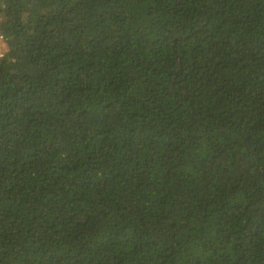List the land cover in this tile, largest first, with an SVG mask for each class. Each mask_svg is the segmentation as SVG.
I'll return each mask as SVG.
<instances>
[{
  "label": "trees",
  "instance_id": "16d2710c",
  "mask_svg": "<svg viewBox=\"0 0 264 264\" xmlns=\"http://www.w3.org/2000/svg\"><path fill=\"white\" fill-rule=\"evenodd\" d=\"M0 17V264H264V0Z\"/></svg>",
  "mask_w": 264,
  "mask_h": 264
},
{
  "label": "built area",
  "instance_id": "2783aa9c",
  "mask_svg": "<svg viewBox=\"0 0 264 264\" xmlns=\"http://www.w3.org/2000/svg\"><path fill=\"white\" fill-rule=\"evenodd\" d=\"M0 18H2V17H0Z\"/></svg>",
  "mask_w": 264,
  "mask_h": 264
}]
</instances>
